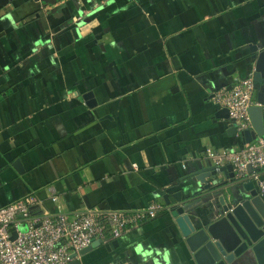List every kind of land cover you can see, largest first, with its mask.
<instances>
[{
  "label": "crops",
  "instance_id": "crops-1",
  "mask_svg": "<svg viewBox=\"0 0 264 264\" xmlns=\"http://www.w3.org/2000/svg\"><path fill=\"white\" fill-rule=\"evenodd\" d=\"M251 45L264 0H0V206L35 194L41 218L154 203L82 261L194 264L168 208L209 150L243 146L213 93L252 74Z\"/></svg>",
  "mask_w": 264,
  "mask_h": 264
},
{
  "label": "built area",
  "instance_id": "built-area-1",
  "mask_svg": "<svg viewBox=\"0 0 264 264\" xmlns=\"http://www.w3.org/2000/svg\"><path fill=\"white\" fill-rule=\"evenodd\" d=\"M213 100L229 110L239 132L253 128L250 114L253 106L262 107L264 118V103L257 101L252 74L245 79H236L230 88L217 90L213 93ZM207 156L217 167L232 165L235 181H254L258 191L264 194L261 173L264 171V136L238 149L209 150ZM249 166L252 172H249ZM52 200L56 201L57 197ZM38 201L35 194H28L9 205L0 206V264H68L80 260L81 251L94 240L106 243L118 239L162 210L153 203L136 210L94 207L83 212H57L39 218L31 215Z\"/></svg>",
  "mask_w": 264,
  "mask_h": 264
},
{
  "label": "water",
  "instance_id": "water-1",
  "mask_svg": "<svg viewBox=\"0 0 264 264\" xmlns=\"http://www.w3.org/2000/svg\"><path fill=\"white\" fill-rule=\"evenodd\" d=\"M250 52L257 101L264 103V45H251ZM84 99L89 106L97 104L93 92L86 93ZM222 111L221 115H230L227 108ZM250 114L253 128L241 132L243 145L264 136L262 107L253 106ZM232 130L237 134L236 126ZM205 161L197 163L185 178H191L192 182L173 194L177 204L167 207L185 236L191 260L194 264H264V194L254 181H235L232 165L217 167L210 160ZM19 165L17 160L15 166ZM248 169L253 171L251 166ZM222 172L227 175L226 181L219 179ZM165 199L172 203L168 194ZM118 245L117 239L106 243L94 240L80 254L83 257L102 247L111 251ZM97 258L102 263L125 264L121 259L108 261L103 254ZM97 263H84L81 258L68 264Z\"/></svg>",
  "mask_w": 264,
  "mask_h": 264
},
{
  "label": "trees",
  "instance_id": "trees-1",
  "mask_svg": "<svg viewBox=\"0 0 264 264\" xmlns=\"http://www.w3.org/2000/svg\"><path fill=\"white\" fill-rule=\"evenodd\" d=\"M262 175L264 174V171H261Z\"/></svg>",
  "mask_w": 264,
  "mask_h": 264
},
{
  "label": "flooded vegetation",
  "instance_id": "flooded-vegetation-1",
  "mask_svg": "<svg viewBox=\"0 0 264 264\" xmlns=\"http://www.w3.org/2000/svg\"><path fill=\"white\" fill-rule=\"evenodd\" d=\"M244 264H248L247 262H245Z\"/></svg>",
  "mask_w": 264,
  "mask_h": 264
}]
</instances>
